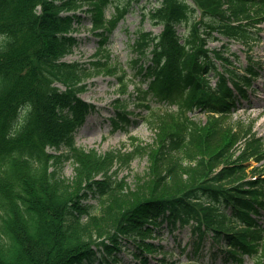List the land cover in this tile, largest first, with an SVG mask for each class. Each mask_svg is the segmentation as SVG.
I'll return each mask as SVG.
<instances>
[{
    "label": "trees",
    "instance_id": "16d2710c",
    "mask_svg": "<svg viewBox=\"0 0 264 264\" xmlns=\"http://www.w3.org/2000/svg\"><path fill=\"white\" fill-rule=\"evenodd\" d=\"M113 1L0 0V264H114L115 251L128 242L145 264L144 252L154 250L147 240L163 223L170 231L177 223L191 228L196 238L189 264L201 256L209 235L220 264H243L244 257L264 264L258 222L264 178L245 181L244 165L264 160V152L258 139L247 136L249 129L234 130L225 121L236 106L228 82L245 98L238 85L246 80L219 51L204 48L218 36L252 41L251 30L264 19V0H155L146 15L162 31L140 33L134 43L140 83L149 80L145 89L134 86V101L148 110L153 142L131 138L129 152L99 155L75 146L74 133L95 110L78 98L83 81L102 71L117 73L102 49L126 12L116 7L106 20L104 11ZM81 9L104 39L97 59L87 64L64 61L78 45L71 32L82 22ZM177 26L186 28L182 39ZM245 71L254 73L251 67ZM117 80L124 92L125 75ZM149 96L176 100L177 112L150 111ZM188 112L207 115V122ZM113 121L129 122L124 110ZM245 138L233 160L234 145ZM142 155L148 170L131 187L114 168L128 167ZM64 161L73 164L71 179L58 172ZM89 194L99 196L100 211L82 222Z\"/></svg>",
    "mask_w": 264,
    "mask_h": 264
},
{
    "label": "rangeland",
    "instance_id": "374dc122",
    "mask_svg": "<svg viewBox=\"0 0 264 264\" xmlns=\"http://www.w3.org/2000/svg\"><path fill=\"white\" fill-rule=\"evenodd\" d=\"M115 4L119 7L127 6L128 10L116 29L109 35L105 46L111 54L113 63L121 70H124L127 75H131L132 80L137 81L136 78L132 77L134 72L131 60L135 56L132 44L139 32L158 34L161 31V27L152 26L147 17H143V14L152 8L155 2L154 0H115ZM113 12L112 7L107 8L106 18H109ZM83 18L81 27L73 33L79 39V44L73 50V53L65 58L66 61L87 63L93 59L96 52L99 37L94 36L90 31L87 17ZM178 32L182 33L183 30L179 28ZM257 33V43L252 45L251 49L247 50L241 44L230 43L229 51L224 52V56L232 57V54L235 53L243 66L248 56L260 64V76L251 83L252 89L248 90L249 101L240 102L239 110L233 117L241 120L244 124L253 121L254 130L261 136L264 143V24ZM213 46L223 49L222 42L214 43ZM84 90L85 92L81 93L80 97L84 101L95 105L97 110L87 116L83 125L76 131L75 144L77 146L85 150L94 149L98 153L103 154L123 147L128 149L127 145L131 137L137 138L144 143L152 142L153 132L148 129L143 118L145 112L132 109V105L127 109V111L133 113H130L131 124L114 129L111 121V117L115 114V101L117 99H119L121 104H131L129 95L133 91L132 84L128 87V95L123 96L118 93L115 77L96 74L85 80ZM161 106L167 109H175V105L168 102L153 104V107ZM200 117L202 116L200 115ZM56 154H59V152H56ZM148 166L147 157H137L128 168L117 167L119 170L118 177H125L127 184L133 187L134 177L143 175L147 171ZM250 166H256V164L251 163ZM59 168L60 176L65 179L72 178L73 164L71 162H63ZM85 204L89 206L91 214L99 213V207L94 195L89 196ZM82 220L85 221L86 217L83 216ZM155 234L158 237L151 241L157 250L146 255L147 264H184L186 262L185 253H181V251L185 244L191 240L188 227L176 229L170 234L166 229V225L163 224L157 228ZM209 244L210 241L207 242L206 248ZM122 248V251L117 254L123 264H140L138 258L132 257L131 252L135 248L132 243H126L125 247ZM197 262V264H216L217 260L204 255ZM244 264H252V262L246 259Z\"/></svg>",
    "mask_w": 264,
    "mask_h": 264
}]
</instances>
